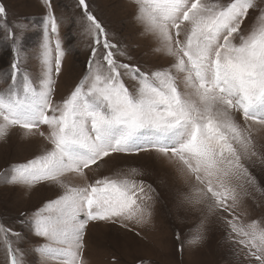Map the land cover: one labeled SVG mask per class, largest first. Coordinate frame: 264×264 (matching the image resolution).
I'll return each instance as SVG.
<instances>
[{
  "label": "snow or ice",
  "instance_id": "snow-or-ice-1",
  "mask_svg": "<svg viewBox=\"0 0 264 264\" xmlns=\"http://www.w3.org/2000/svg\"><path fill=\"white\" fill-rule=\"evenodd\" d=\"M135 19L150 39L148 51L110 37L88 0H76L75 23L88 38L85 69L60 95L66 49L53 0H41L38 67L23 44L29 24L9 25L0 5V29L14 53L0 73V140L15 129L44 147L0 172V184L32 193L52 186L54 199L17 223L44 240L34 251L41 264H89L91 224H110L145 239L161 193L136 177L142 169L99 174L122 156L152 153L171 165L185 189L176 206L197 217L189 246L206 238L210 222L222 226L247 264H264V0H131ZM157 56L167 66L149 63ZM239 117V118H237ZM185 217H181L183 220ZM22 237L0 222L7 264H25ZM175 240L182 252L184 235ZM111 264H119L113 256ZM139 264H143L140 261Z\"/></svg>",
  "mask_w": 264,
  "mask_h": 264
},
{
  "label": "rangeland",
  "instance_id": "rangeland-1",
  "mask_svg": "<svg viewBox=\"0 0 264 264\" xmlns=\"http://www.w3.org/2000/svg\"><path fill=\"white\" fill-rule=\"evenodd\" d=\"M94 14L108 30L110 37L130 46L135 55L141 56L149 49L150 39L142 35L143 26L135 19V6L131 0H88ZM58 16H64L60 35L66 49L64 59V77L60 81L58 98L67 92L68 87L85 69L89 49L86 46L88 38L75 23L80 15L76 8V0H53ZM0 5L7 9V22L14 25L26 22L29 29L23 40L26 55L31 58V64L38 67V50L41 42V19L46 15V9L41 0H0ZM3 21L0 20V24ZM13 51L9 41L3 39L0 29V73L8 71L13 59ZM149 63H159L167 66L168 61L157 56L145 57ZM5 83L0 80V89ZM239 118V117H237ZM264 135V134H261ZM42 140L26 137L22 130H12L7 137L0 140V172L9 164L24 162L38 154L44 147ZM114 167L101 168L99 174L111 175L113 171L129 168L142 169L144 176L136 177L151 183L160 192L161 199L153 207L152 223L144 229L137 228L145 235L139 239L133 233L110 224H91L87 231V256L89 264H111L113 256L119 264H247L243 255L237 253L236 246L228 239L222 226L210 222L206 238L197 246H189L192 229L197 224L196 216L185 214L176 206L174 193L176 188L185 189L183 181L177 177L174 168L158 159L152 153L122 156L113 162ZM258 180L264 186V173L259 167L254 169ZM59 189L46 186L29 193L24 188L0 184V222L10 224L22 237L16 242L24 253L25 264H41V258L34 249L44 243L35 236L27 225L17 223L21 212H31L42 201L54 199ZM248 210L252 218L264 216V204L249 202ZM183 220L181 217H185ZM184 235L185 246L179 250L175 233ZM0 264H7L5 249L0 246Z\"/></svg>",
  "mask_w": 264,
  "mask_h": 264
}]
</instances>
